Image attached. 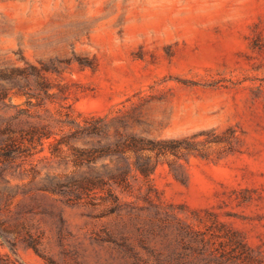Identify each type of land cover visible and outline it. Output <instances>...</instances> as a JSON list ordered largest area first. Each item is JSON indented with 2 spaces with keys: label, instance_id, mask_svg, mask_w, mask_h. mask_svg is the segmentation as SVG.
Here are the masks:
<instances>
[{
  "label": "rangeland",
  "instance_id": "obj_1",
  "mask_svg": "<svg viewBox=\"0 0 264 264\" xmlns=\"http://www.w3.org/2000/svg\"><path fill=\"white\" fill-rule=\"evenodd\" d=\"M4 95L59 139L103 120L129 184L51 191L45 139L0 178V264H264V0H0Z\"/></svg>",
  "mask_w": 264,
  "mask_h": 264
},
{
  "label": "trees",
  "instance_id": "obj_2",
  "mask_svg": "<svg viewBox=\"0 0 264 264\" xmlns=\"http://www.w3.org/2000/svg\"><path fill=\"white\" fill-rule=\"evenodd\" d=\"M5 96L0 97V104L3 105L0 113V178L5 179L10 172L21 171L25 169L26 158H31L36 153L38 144L44 143L45 139L55 138L52 142L54 152L60 156L61 161L69 162L75 168V172L67 177L72 183L68 190L62 189L67 186L64 182H52L51 191H61L63 196L71 197L73 195L83 196L100 191H113L114 186L128 185L127 177L116 178V164L100 162L105 157H110L112 162L116 161V152L124 154L126 147L116 146V141L104 139L108 126L103 120L86 121L85 124L79 121L70 123L71 134L56 138V134L51 131L49 124L38 120L30 111L20 108L13 103H5ZM30 106L32 104L28 103ZM87 137L97 139L96 143H87L84 147H78L75 141ZM140 143H135L136 150H145ZM68 147L71 155L65 154L64 149ZM68 153V152H67ZM34 170V167L31 168ZM143 172H147L144 169ZM77 175H79L77 177ZM200 253V252H199ZM206 256V250H203ZM198 259V258H196ZM189 260L184 264H222L216 263L213 259Z\"/></svg>",
  "mask_w": 264,
  "mask_h": 264
}]
</instances>
